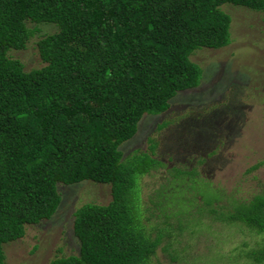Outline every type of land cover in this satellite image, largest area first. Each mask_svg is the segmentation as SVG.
I'll use <instances>...</instances> for the list:
<instances>
[{"label": "trees", "instance_id": "1", "mask_svg": "<svg viewBox=\"0 0 264 264\" xmlns=\"http://www.w3.org/2000/svg\"><path fill=\"white\" fill-rule=\"evenodd\" d=\"M223 5L264 12V0H0V264L4 244L55 214L58 185L83 182L108 185L110 201L73 212L78 252L49 264L147 263L162 234L145 232L139 180L162 163L154 143L149 153L124 159L119 146L142 119L166 112L178 93L199 85L201 70L189 57L229 44ZM28 23L55 31L36 43L42 66L24 70L9 52L25 48L34 31ZM179 178L181 193L165 205L177 197L202 201L192 188L208 182ZM211 195L201 202L209 217L261 236L240 255L264 264V191L229 198L226 212L216 211L221 194L212 188ZM175 223L177 234L186 230Z\"/></svg>", "mask_w": 264, "mask_h": 264}, {"label": "rangeland", "instance_id": "2", "mask_svg": "<svg viewBox=\"0 0 264 264\" xmlns=\"http://www.w3.org/2000/svg\"><path fill=\"white\" fill-rule=\"evenodd\" d=\"M221 10L231 19L229 44L197 49L189 57L201 70L199 85L178 93L166 112L142 119L134 137L119 146L124 159L134 151L149 153L154 143L155 158L162 163L139 180L145 232L151 239L162 234L146 264H249L240 252L262 239L239 223L213 220L201 203L211 199L213 188L221 194L216 211L226 212L222 207L229 198L249 200L264 191V12L231 5ZM27 25L34 31L25 48L9 52L24 70L42 66L36 43L55 31L51 25ZM161 123L166 126L160 128ZM174 176L201 179L211 187L193 186L202 201L195 196L192 204L177 197L167 206L169 197L181 193ZM57 189L61 201L55 214L26 226L21 239L2 246L5 264H49L76 255L73 212L86 203L110 201L108 185L83 182ZM175 221L185 225L183 233L175 232Z\"/></svg>", "mask_w": 264, "mask_h": 264}]
</instances>
